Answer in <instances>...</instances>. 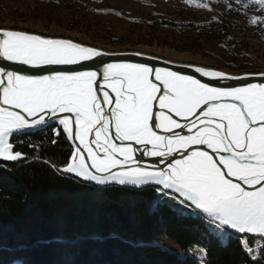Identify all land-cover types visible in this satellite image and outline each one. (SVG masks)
I'll use <instances>...</instances> for the list:
<instances>
[{
	"label": "snow or ice",
	"instance_id": "obj_1",
	"mask_svg": "<svg viewBox=\"0 0 264 264\" xmlns=\"http://www.w3.org/2000/svg\"><path fill=\"white\" fill-rule=\"evenodd\" d=\"M185 3L212 10L205 0ZM236 3L245 14L258 5L260 15L249 23L264 26V0ZM227 8L237 10L231 3ZM107 55L70 39L0 28V60L53 69L30 75L0 67V161L26 162L10 137L56 122L72 147L64 165L44 161L56 175H71L97 192L117 186L133 193L152 190L144 200L151 215L162 218L166 208L178 218L197 221L206 237L220 242L233 231L243 234L241 251L252 264H264V82L216 87L169 68L105 63ZM89 61L103 66L56 70ZM193 70L214 80L246 78L199 66ZM246 75L264 78V72ZM55 134L61 133L57 129ZM137 153L153 162L142 163ZM130 206L135 208V202ZM79 240L57 237L55 243L76 245ZM129 244L156 248L179 264L187 258L210 264L208 249L199 244L179 253L155 239Z\"/></svg>",
	"mask_w": 264,
	"mask_h": 264
},
{
	"label": "trees",
	"instance_id": "obj_2",
	"mask_svg": "<svg viewBox=\"0 0 264 264\" xmlns=\"http://www.w3.org/2000/svg\"><path fill=\"white\" fill-rule=\"evenodd\" d=\"M163 25L180 26L169 21ZM53 140L57 143L52 144ZM10 142L27 161H0V264L15 260L24 264H179L174 256L129 244L139 238L159 242L173 236H187L194 245L206 247L210 264H243L245 260L252 264L240 248L243 234L232 232L229 240L220 242L206 237L197 221L178 218L166 208L162 218L151 215L144 200L153 195L152 190L133 193L117 186L97 192L71 175H56L44 161L64 165L72 151L59 126L15 135ZM34 145L39 147L34 150ZM133 201L135 208L130 206ZM112 235L117 238H108ZM57 237L80 240L76 245H61L55 243Z\"/></svg>",
	"mask_w": 264,
	"mask_h": 264
},
{
	"label": "rangeland",
	"instance_id": "obj_3",
	"mask_svg": "<svg viewBox=\"0 0 264 264\" xmlns=\"http://www.w3.org/2000/svg\"><path fill=\"white\" fill-rule=\"evenodd\" d=\"M205 2L211 11L185 0H0V28L230 74L264 72V26L249 23L252 16L260 15L258 5L245 14L236 0ZM229 3L237 10L230 12ZM164 21L180 26L169 28ZM188 24L195 30L183 27ZM159 243L176 253L194 246L187 236L163 237ZM184 263L193 264V260L187 258Z\"/></svg>",
	"mask_w": 264,
	"mask_h": 264
},
{
	"label": "water",
	"instance_id": "obj_4",
	"mask_svg": "<svg viewBox=\"0 0 264 264\" xmlns=\"http://www.w3.org/2000/svg\"><path fill=\"white\" fill-rule=\"evenodd\" d=\"M50 38H58V37H50ZM59 39H64V38H59ZM107 53H109V55H107L103 58V62H105V63H142V64H147L149 66H152L154 68L155 67L169 68L173 71H177V72H180V73L185 74V75L194 76L195 78L200 79L203 82L208 83V84L213 85V86H216V87H224V86L240 87V86H243L247 83L264 82V78H261L259 75H246V74H255V73H249L248 72V73H240V74H230V73L223 71L224 73L232 75V76H241V77H246V78L240 79V80H214V79H209L207 77H201L199 75V73L194 72L193 68L197 67V65L172 62V61L165 60V59H162L159 57H155V56H151V55H147V54H142V53L134 52V51H118V52H107ZM102 66H103V64L100 62L89 61V62L84 63L83 65L58 66L56 70H65V71L84 70V69L99 70L102 68ZM0 67H4V68H6L8 70H12V71H18L22 74H30V75L48 74V72L53 71L52 68H33V67L26 66V65H19V64L6 62L3 60H0ZM199 67H202V66H199ZM205 68H207V67H205ZM207 69L221 71V70H217V69H213V68H207ZM256 73H260V72H256ZM49 123H50V125L59 126L58 123H56V122H49ZM59 127L63 133L62 127L61 126H59ZM35 131H38V130L30 129V130H26L25 132H17V133H14L13 136L21 135V134H29V133H33ZM64 136H65L66 140L68 141L69 145L71 146V141H69L67 139L66 134H64ZM136 147H139V146H136ZM71 149H72V147H71ZM137 156H138V158L141 159L142 163H152L153 162L152 158L142 157V156H140L139 153H137ZM161 167H163V165Z\"/></svg>",
	"mask_w": 264,
	"mask_h": 264
},
{
	"label": "bare ground",
	"instance_id": "obj_5",
	"mask_svg": "<svg viewBox=\"0 0 264 264\" xmlns=\"http://www.w3.org/2000/svg\"><path fill=\"white\" fill-rule=\"evenodd\" d=\"M102 51H104V50H102ZM106 52H109V51H106Z\"/></svg>",
	"mask_w": 264,
	"mask_h": 264
}]
</instances>
